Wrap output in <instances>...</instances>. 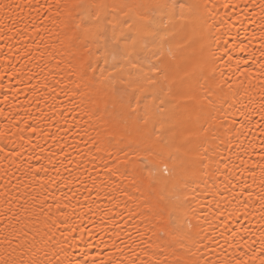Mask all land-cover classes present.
<instances>
[{
  "label": "bare ground",
  "instance_id": "6f19581e",
  "mask_svg": "<svg viewBox=\"0 0 264 264\" xmlns=\"http://www.w3.org/2000/svg\"><path fill=\"white\" fill-rule=\"evenodd\" d=\"M72 2L0 0V131H6L0 138V238H7L0 242V261L57 264L60 253L72 264H91L90 258L139 264L154 259L162 242L153 236V222L139 215L145 209L129 181L107 171L114 148L98 143L104 130L91 110L93 98L76 88L65 10L57 14V5ZM201 3L208 6L202 13L208 27L202 40L191 39L181 49V66L204 57L208 71L199 82L223 71L234 92L221 113L224 126L193 150L206 166L176 193L189 205L198 242L185 245L193 254L179 247L165 254L168 264H261L264 0ZM238 60L252 74L237 80Z\"/></svg>",
  "mask_w": 264,
  "mask_h": 264
},
{
  "label": "snow or ice",
  "instance_id": "6c2138e0",
  "mask_svg": "<svg viewBox=\"0 0 264 264\" xmlns=\"http://www.w3.org/2000/svg\"><path fill=\"white\" fill-rule=\"evenodd\" d=\"M56 7L57 14L65 10L67 17L66 44L75 62L76 88L93 98L91 110L104 130L98 143L104 150L109 145L114 148L109 152L114 162L107 171L120 172L129 181L138 194L135 198L142 201L139 206L145 209L139 215L153 222V236L162 242L154 259H140L139 264H168L166 250L175 253L177 247L193 254L185 245V241H195L189 205L176 193L194 183L206 166L193 150L198 152L209 134L224 126L221 113L234 92L233 82L225 79L223 71L217 76L213 70L203 84L199 82L198 77L208 71L204 57L184 60L181 66V49L189 40L198 38L199 42L205 36L208 24L202 13L208 6L201 0H73ZM185 36L183 42L178 39ZM243 63L238 60L233 70L237 80L252 74L250 68L241 69ZM5 135L6 131H0V138ZM261 174L264 184V168ZM261 193L258 199L264 204V188ZM133 198L128 195L129 200ZM59 256L57 264H72ZM90 260L97 264L95 258ZM176 264L197 262L177 260Z\"/></svg>",
  "mask_w": 264,
  "mask_h": 264
}]
</instances>
